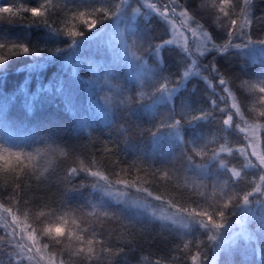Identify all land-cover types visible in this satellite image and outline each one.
I'll return each mask as SVG.
<instances>
[{
  "label": "clouds",
  "instance_id": "9594fccd",
  "mask_svg": "<svg viewBox=\"0 0 264 264\" xmlns=\"http://www.w3.org/2000/svg\"><path fill=\"white\" fill-rule=\"evenodd\" d=\"M129 3L130 0H98L90 4L39 0L35 6L7 5L11 8L7 13L0 8V17L18 18L24 25L43 27L66 39L69 42L66 49H72L88 33L121 16ZM255 3L256 0H195L190 6V0L166 3L160 0L149 5L168 32L166 39L154 43L157 52L171 46L187 56L191 63L181 72L184 78L198 59L203 61L215 53L203 67L211 65V73L220 77L216 83L227 95L226 103L219 109L223 114L220 117L204 112L159 122L154 130H142L141 134L148 131L155 137L161 129L168 128L179 136L186 125L210 118L215 121L216 127L202 142L182 146L173 164L164 167L142 161L122 164L119 158L109 155L113 149L107 144L89 154L65 145L31 151L0 145V264H116L125 248L111 247L113 240L136 250L140 234L120 215L97 204L76 207L58 195L61 185L74 191L77 184L81 190L102 191L117 204L148 197L164 206L159 212H151L160 225L175 223L176 218L183 221L187 233L178 237L168 256L157 254L151 264H206L205 241L192 235L195 227L207 232L209 241H215L211 230L219 232L226 227L231 210L250 205L253 196L264 198V77H242L233 87V78L220 73L214 62L217 56L240 49V41L264 44V36L254 39L251 35ZM33 8L42 15H30ZM138 8L133 7L132 12ZM8 24H14L13 20H8ZM72 31L77 36L70 35ZM130 47L136 59H143L153 45L133 38ZM63 50L48 49L52 53ZM41 51L26 42H0V66L20 56H38ZM203 79L210 88H215L210 75ZM166 91H169L167 78L154 89ZM240 92L246 100H241ZM145 95L142 89L136 92L138 99ZM132 100L129 92L125 106H131ZM215 103L212 101L213 106ZM236 134L240 142H234ZM6 157L13 161L11 167ZM192 168L219 174L201 178L190 175ZM250 171L256 174L249 175ZM242 184L248 185L243 192ZM58 227L64 228L63 235L50 231ZM147 259V255L141 254L138 264Z\"/></svg>",
  "mask_w": 264,
  "mask_h": 264
},
{
  "label": "trees",
  "instance_id": "16d2710c",
  "mask_svg": "<svg viewBox=\"0 0 264 264\" xmlns=\"http://www.w3.org/2000/svg\"><path fill=\"white\" fill-rule=\"evenodd\" d=\"M38 2L0 0V7L35 6ZM68 2L90 4L98 0ZM194 4L195 0H190V6ZM136 6L140 8L139 13L132 12ZM10 19L14 24H8ZM251 19V35L259 39L264 36V0H256ZM22 23L25 22L18 18L0 17V42H26L42 51L38 56H20L0 66V145L28 151L65 145L89 154L107 144L113 149L109 155L119 158L122 164L142 161L164 167L177 160L182 146L202 142L216 127L215 121L210 118L186 125L180 129L179 136L168 128L161 129L155 137L148 131L141 134L142 130H154L159 122L204 112H212L216 117L223 115L219 109L226 103L227 95L216 83L220 77L211 73L210 64L208 68L203 67L215 53L203 61L198 59L188 77H182V70H186L191 61L171 46L157 52L154 43L167 38V28L151 10L144 8L142 0H130L121 16L88 33L72 49H66L69 43L66 39L47 29ZM215 35L222 39L219 33ZM133 38L153 45L143 59L133 55L130 47ZM240 42V49L230 50L228 55L217 56L214 61L220 73L233 78V87L242 77H264V44ZM56 48L64 50L48 51ZM207 75L214 89L205 83L203 77ZM166 78L169 91L154 92ZM139 89L146 93L142 99L136 97ZM129 92L133 100L131 106H125ZM111 93L116 99L110 100L105 110L108 102L104 100ZM239 95L241 100L247 99L242 92ZM221 96L225 99L221 100ZM212 101L216 102L215 106ZM233 140L240 142L239 135ZM192 174L206 178L219 173L213 170L206 174L192 168ZM254 174V171L249 172V175ZM247 187L242 184L240 191ZM58 195L76 207L97 204L113 211L140 234L135 251L130 245L111 242V247L125 248L116 258V264H138L141 254L149 257L142 264H151L157 254L168 256L178 237L187 233L179 218L175 223L163 225L154 220L151 212H159L164 206L148 197L117 204L102 191L81 190L78 184L74 191L61 185ZM250 199L253 201L250 205L230 211L226 227L219 232L211 230L215 241H209L208 233L195 227L192 235L205 241L206 264H264V198L253 196Z\"/></svg>",
  "mask_w": 264,
  "mask_h": 264
},
{
  "label": "snow or ice",
  "instance_id": "6c2138e0",
  "mask_svg": "<svg viewBox=\"0 0 264 264\" xmlns=\"http://www.w3.org/2000/svg\"><path fill=\"white\" fill-rule=\"evenodd\" d=\"M164 2L166 3L167 0H164ZM142 3H143L144 8L151 10L152 13L154 15H156V12L153 9H151L149 7V5L152 4V3H160V0H142ZM0 8H2L5 13L11 11L10 6H3V7H0ZM139 12H140V8L137 9V13H139ZM38 14L42 15V13H39L36 8H33V11H32V13L30 15L35 16V15H38ZM70 35L77 36V33L75 31H72L70 33ZM25 51H28V50L25 49ZM17 159H19V157H17ZM5 160H6L7 164L9 165V167H11L12 164H13V161L10 158H8V157H6ZM217 227H222V225H217ZM50 231H55L56 235H63L64 228L63 227H58V228H55V229H50Z\"/></svg>",
  "mask_w": 264,
  "mask_h": 264
},
{
  "label": "rangeland",
  "instance_id": "374dc122",
  "mask_svg": "<svg viewBox=\"0 0 264 264\" xmlns=\"http://www.w3.org/2000/svg\"><path fill=\"white\" fill-rule=\"evenodd\" d=\"M116 97H117V96H116ZM113 98H115V95L111 93V94L109 95V97H107L106 100H104V102H105V101L108 102V104H106V106L104 107L105 110H107V108H109V105H110V104H109V101L112 100ZM115 99H116V98H115Z\"/></svg>",
  "mask_w": 264,
  "mask_h": 264
},
{
  "label": "bare ground",
  "instance_id": "6f19581e",
  "mask_svg": "<svg viewBox=\"0 0 264 264\" xmlns=\"http://www.w3.org/2000/svg\"><path fill=\"white\" fill-rule=\"evenodd\" d=\"M238 224L241 225V221L240 220H238Z\"/></svg>",
  "mask_w": 264,
  "mask_h": 264
}]
</instances>
